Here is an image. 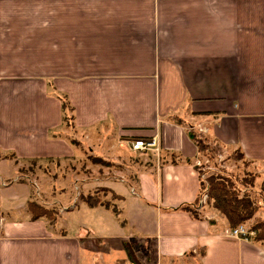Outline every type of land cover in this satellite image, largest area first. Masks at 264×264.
I'll use <instances>...</instances> for the list:
<instances>
[{
    "label": "crops",
    "instance_id": "0c3cea01",
    "mask_svg": "<svg viewBox=\"0 0 264 264\" xmlns=\"http://www.w3.org/2000/svg\"><path fill=\"white\" fill-rule=\"evenodd\" d=\"M50 87L75 110L85 134L75 140L107 153L94 156L110 166L84 163L82 182L121 195V221L112 209L83 206L112 214L122 238L69 219L60 233L45 219L11 217L61 192H46L45 172L18 166L76 156ZM191 130L209 154L241 151L249 168L264 167V0H0V183L25 181L1 189L0 264H92L104 242L124 252L127 231L144 239L152 264H264L263 247L227 237V221L215 219L201 193L209 177L202 160L212 157ZM154 137L158 151L131 150ZM197 202L198 220L179 210Z\"/></svg>",
    "mask_w": 264,
    "mask_h": 264
},
{
    "label": "rangeland",
    "instance_id": "374dc122",
    "mask_svg": "<svg viewBox=\"0 0 264 264\" xmlns=\"http://www.w3.org/2000/svg\"><path fill=\"white\" fill-rule=\"evenodd\" d=\"M66 128V129H65ZM66 126H63L61 129V134H64L66 137L70 138V140L77 138L79 141L85 139V134L82 131H79L76 128H68ZM92 145V144H90ZM93 147V146H91ZM76 156L72 159L70 158H63L58 161V159H54L53 161L47 160V162L38 163V165L42 167H37L38 165L32 163L31 165H24V166H18L19 171L18 173L22 174H29L34 173L37 174V171L39 172H45V182L43 184V187L45 186V189H47V193L55 192L57 189H61L60 195L58 197H55V199L50 196L51 194H42V199L44 200L45 205L49 206V208L55 209L56 220L46 222L48 223L49 227L53 228L55 232H63V229H66V226L68 225V219L76 224H87L90 226H93L96 230V233L101 236H103L104 239H119L122 238L121 231L116 227L114 221V216L112 214H109L110 216H104L103 214H99V210H91L86 205L83 206V197L92 196L96 194L95 192L96 188H91V186L86 185L82 182L84 179H86V175L88 170H86V165L84 163L88 161L89 157H96L94 155H102L107 154L106 152H101L100 150L91 151L90 149L86 148L85 146L76 145ZM85 148V149H84ZM96 148L100 149V145ZM2 158L4 155L0 153ZM218 151H213L209 154L208 157H212L209 162H207V159H203L202 163H204V166H208L209 169H206V173L208 172L207 176H210L212 174H219V172H225L228 175H231L238 179L239 181L248 177V176H258L256 187L254 188L255 191L261 192L262 186L264 185V171L260 172L259 170H263L260 168H264L262 166H251L246 167L243 161L236 162L232 158L228 157L230 155V152L226 153L224 155V158L221 159V157H218ZM5 159V157H4ZM249 168V169H248ZM95 169V172H91L92 175H95V177H101L98 167H93ZM22 170V171H21ZM87 171V172H86ZM249 171V172H248ZM90 172V171H89ZM113 173H116L113 171ZM19 174V175H20ZM29 174V175H31ZM206 176V177H207ZM78 179V180H77ZM25 182L21 178H18L16 180L14 179H8L5 181V184L0 183V194L2 193V190L10 188L11 186L17 187L18 190L23 189L22 183ZM32 188L36 187L34 185H31ZM30 186V187H31ZM85 186V187H84ZM242 194L246 192L247 189H245L242 185H240ZM2 189V190H1ZM3 195V194H2ZM102 200L110 199V195L104 196L101 195ZM58 198V199H56ZM60 201L61 204H56V202ZM46 206V207H47ZM81 206V210H77ZM262 206L264 207V202L262 203ZM69 208L68 211H71L75 209L74 211L70 212L69 216H66L65 213L66 209ZM22 206L19 208L18 211L13 212L11 217L19 218L21 220L27 219L29 215H27V209ZM209 206L204 208L202 214L204 215L205 212H208ZM112 215V216H111ZM220 215V214H219ZM216 217L219 221V223H225V218L223 216ZM205 216V215H204ZM259 218L264 219V208L258 215ZM118 221H120L118 219ZM121 223V222H119ZM71 224V223H70ZM247 228H250V225L248 223L245 224ZM95 232V231H94ZM78 233V231H77ZM127 240L131 244H133L135 250L138 253V256L141 258V260L144 261V264H152L151 261H148L151 256V251L147 250V248L144 245V239L138 237V235H132L131 233H128L127 231ZM84 238V242H86ZM103 249H107L106 251H103L101 255H97L96 258H94V263L92 264H128L126 259V253L125 251L122 252L121 249H118L117 247L109 246L106 242L102 244ZM150 250H152L150 248ZM152 259V258H151ZM125 260V262H122ZM157 264V263H155Z\"/></svg>",
    "mask_w": 264,
    "mask_h": 264
},
{
    "label": "trees",
    "instance_id": "16d2710c",
    "mask_svg": "<svg viewBox=\"0 0 264 264\" xmlns=\"http://www.w3.org/2000/svg\"><path fill=\"white\" fill-rule=\"evenodd\" d=\"M48 90L62 103V127L66 126L68 128H76L75 110L68 97L65 94L57 92L53 87H50ZM173 121L179 125L184 123L183 120L178 117H174ZM188 135L197 145L200 152L209 154L211 151L209 150L210 147L201 135L192 130L188 132ZM50 136L57 137L53 131L50 133ZM65 139L70 141V143L75 147L76 145H80V143L75 139L70 140V138L66 136ZM230 158L236 162L243 161L246 167L253 164V162H249L245 159V156L241 151H236ZM88 160L93 162L95 165H111L98 157L90 156ZM256 182L257 176H248L239 181L225 172H219L217 175L212 174L207 179L201 180V193H206L207 203L212 209L225 218L230 229H237L238 227L248 223L250 225V228H248L249 232L254 233L251 240L264 248V219L258 217L264 208L262 206V203L264 202V185L262 186L263 188L261 192H257L254 189L256 187ZM240 185L247 189L243 194ZM95 192L97 193L92 196L83 197V203L87 204L91 208L102 206L107 209H112L116 217L121 221V213L114 203L123 200V197L107 188H99ZM101 195H103V197L110 195V199L104 201L102 200ZM26 208L27 213L33 221L45 219L54 222L56 220L57 213L53 208L50 209L43 204L33 201H29ZM198 208L199 204L197 202L195 205H184L179 208V210L187 212L193 219L198 220L200 219ZM121 224L123 227L126 226V222L124 221H122ZM124 249L129 264H143L131 243L124 242ZM200 255L204 257L205 250H202ZM189 256H194V253L191 252Z\"/></svg>",
    "mask_w": 264,
    "mask_h": 264
},
{
    "label": "built area",
    "instance_id": "2783aa9c",
    "mask_svg": "<svg viewBox=\"0 0 264 264\" xmlns=\"http://www.w3.org/2000/svg\"><path fill=\"white\" fill-rule=\"evenodd\" d=\"M130 148L134 152H148V151H158V141L154 137L151 141L137 140L130 142ZM202 164L199 163V166ZM226 236L229 238H244L250 239L254 236V233H250L245 225L238 227L237 229H229L226 231Z\"/></svg>",
    "mask_w": 264,
    "mask_h": 264
}]
</instances>
